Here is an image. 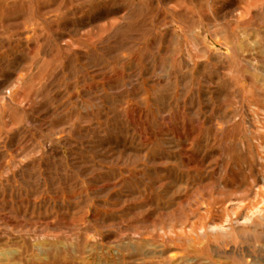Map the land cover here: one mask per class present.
Here are the masks:
<instances>
[{"label":"rangeland","instance_id":"obj_1","mask_svg":"<svg viewBox=\"0 0 264 264\" xmlns=\"http://www.w3.org/2000/svg\"><path fill=\"white\" fill-rule=\"evenodd\" d=\"M0 264H264V0H0Z\"/></svg>","mask_w":264,"mask_h":264}]
</instances>
